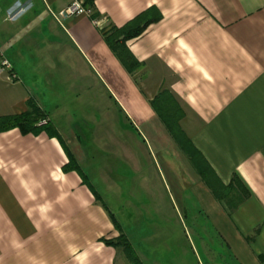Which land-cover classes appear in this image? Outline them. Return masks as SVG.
I'll return each mask as SVG.
<instances>
[{
  "label": "crops",
  "instance_id": "1",
  "mask_svg": "<svg viewBox=\"0 0 264 264\" xmlns=\"http://www.w3.org/2000/svg\"><path fill=\"white\" fill-rule=\"evenodd\" d=\"M83 2L91 17L66 20L69 0H0V53L16 76L0 75V118L33 102L48 121L0 133V264H134L107 244L120 235L137 264H182L189 253L264 264V0ZM133 23L144 29L123 42L131 72L103 31ZM166 97L218 197L169 130ZM142 136L186 168L172 176L170 208L163 193L134 192L151 184L130 163ZM101 151L129 163L116 159L90 183L84 168Z\"/></svg>",
  "mask_w": 264,
  "mask_h": 264
},
{
  "label": "rangeland",
  "instance_id": "2",
  "mask_svg": "<svg viewBox=\"0 0 264 264\" xmlns=\"http://www.w3.org/2000/svg\"><path fill=\"white\" fill-rule=\"evenodd\" d=\"M162 109V113L167 114L168 116H176L175 107L173 103L166 97V99L162 100V104L160 106ZM46 119V118H44ZM144 135V134H143ZM127 156V154H125ZM131 155L133 159L131 158ZM124 154H120L119 158L117 155L113 154L112 152L108 151H101L98 153H92L89 155L88 163L85 166V173H87L89 177L90 183L93 180H97L98 175H104V173L108 174L113 171L111 164L119 159L120 161L127 162V159L123 157ZM134 161L135 166H137L136 171L138 172L136 177H146L150 179V185L146 183L145 185L141 184L140 182L134 185L133 189L136 195L139 196V199H143L145 192L150 193L151 195H159L163 193V196L167 197V205L170 208L171 201L172 203L176 200V187L175 181H172V176L181 178L183 171L186 170L182 167L179 159H176L175 154L168 150L166 151H159L147 138L142 136V138L138 139V143L135 146V150L132 151L130 154V163ZM171 167L167 168L166 163ZM129 163V161L127 162ZM126 164V163H125ZM120 174L124 177H130L132 174L130 170L123 167L120 170ZM184 176V175H183ZM96 185H94L95 187ZM179 186V185H178ZM180 188L185 187L184 194H188L190 186L185 182L183 185L179 186ZM127 186H122L121 189L122 193H127L126 190ZM150 190V192L147 191ZM163 189V191H162ZM166 195H165V194ZM171 197V199H170ZM177 201V200H176ZM189 241H194L190 233L187 231ZM161 234H155L154 237L158 240L160 239ZM169 240V239H168ZM183 241V240H182ZM187 241L185 240L184 243ZM182 264H206L204 260H199L198 262L195 260L194 257L189 253L187 254L183 260Z\"/></svg>",
  "mask_w": 264,
  "mask_h": 264
},
{
  "label": "trees",
  "instance_id": "3",
  "mask_svg": "<svg viewBox=\"0 0 264 264\" xmlns=\"http://www.w3.org/2000/svg\"><path fill=\"white\" fill-rule=\"evenodd\" d=\"M85 7H88L87 3H84ZM135 26V28H134ZM144 29V26H141L140 28L136 29V23L130 24L129 26L116 30L115 28H109L108 31L104 32L103 35L106 37V40L109 42V45L111 49L117 54L119 60L122 62V64L132 72L134 68L133 61L130 56V54L125 49V46L123 45V42L138 37ZM179 116L180 115H173L168 116L167 114L165 117L167 118V125L169 127V130L173 131V136L175 141L180 145L183 150L186 149L184 146V139L180 136V131L178 127L179 122ZM46 118L45 115L39 108L33 103H28V111L20 114V115H13V116H7L0 118V133L6 132L11 129H19L21 133H31L36 132L41 128H46V126L38 127L37 124L42 119ZM185 153L188 155L192 163L195 164V169L199 172L201 177L205 179V183H207V186L211 188L214 195L216 197L219 196V192L215 189V186L210 182V180L207 178L208 174L211 173L210 169L208 168H201L196 161L199 160L197 154L193 151L188 152L184 150ZM201 159V158H200ZM75 167L73 162H70L65 168L73 169ZM217 181V180H216ZM216 183V182H215ZM219 184V182H217ZM221 186V184H219ZM227 191V192H226ZM229 189L223 191L226 195L228 194ZM107 244L115 246V247H121L123 249V252L125 253L126 257L133 262L134 264H137V258L135 257V254L132 251V248L128 244L126 238L123 235H120L119 238L115 242H107Z\"/></svg>",
  "mask_w": 264,
  "mask_h": 264
},
{
  "label": "built area",
  "instance_id": "4",
  "mask_svg": "<svg viewBox=\"0 0 264 264\" xmlns=\"http://www.w3.org/2000/svg\"><path fill=\"white\" fill-rule=\"evenodd\" d=\"M92 11L91 9L84 6L83 0H69V5L59 13V16L63 19H71L74 17H91ZM95 24H97L95 22ZM7 74L8 78L12 80H16V76L12 70L10 63L3 57L0 53V75ZM48 124L47 119H42L37 124L38 127H43Z\"/></svg>",
  "mask_w": 264,
  "mask_h": 264
}]
</instances>
